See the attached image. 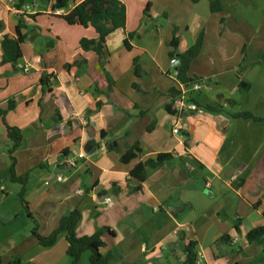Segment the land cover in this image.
Instances as JSON below:
<instances>
[{
  "label": "crops",
  "instance_id": "crops-1",
  "mask_svg": "<svg viewBox=\"0 0 264 264\" xmlns=\"http://www.w3.org/2000/svg\"><path fill=\"white\" fill-rule=\"evenodd\" d=\"M9 1L0 0V107L16 105L0 116V264H72L65 233L45 247L32 230L50 235L75 208L79 236L109 229L112 264H188L185 241L204 264H264V245L246 238L264 227V0H120L125 27L102 56L80 46L95 31L52 12L53 0ZM20 20L22 58L3 64V36ZM199 38L187 76L202 108L176 113L194 83L179 80L178 56ZM8 127L22 133L12 155ZM133 146L140 153L123 161ZM78 153L76 167L61 165ZM158 155L168 157L144 181L131 175Z\"/></svg>",
  "mask_w": 264,
  "mask_h": 264
},
{
  "label": "trees",
  "instance_id": "trees-1",
  "mask_svg": "<svg viewBox=\"0 0 264 264\" xmlns=\"http://www.w3.org/2000/svg\"><path fill=\"white\" fill-rule=\"evenodd\" d=\"M51 1V0H48ZM197 1V0H193ZM71 0H53L52 11L55 9H67V13L61 15L65 21L69 24H80L84 27L92 28L96 35V39L83 38L80 41V46L83 50H93L99 55H104L103 46L105 44L106 37L113 31L124 28L126 23V11L125 7L120 0H84L77 4L73 9H69ZM25 3V0H19L17 7ZM212 7L215 8L217 3L212 2ZM25 28L23 20H20L15 29V35L5 34L2 39V63H9L15 66L22 58L21 45L26 39V35L21 32ZM174 48L171 52V56H174L178 46V40L175 38L172 42ZM201 47V39L199 38L194 45H192L187 51L179 54V65L177 67L178 78L187 86H190L194 81L187 76L191 61L197 56ZM82 58L80 56L74 57L72 64L66 65L67 68L74 64L81 63ZM189 88V87H188ZM189 102L202 108L195 97L192 95L188 98ZM16 105L15 100H11L3 108L0 107V116L4 119L7 112L14 109ZM206 110L221 111L222 107H204ZM234 118H252L254 120H260L261 118L255 117L250 113H238L232 115ZM8 134L12 141L9 148V153L12 155L15 149H17L22 141V133L19 128L8 127ZM140 153L138 146L131 147L123 156V161L131 160ZM165 155H158L154 159H148L143 163L137 164L131 171V175L139 181H144L147 175V168L157 167L166 159ZM20 198L24 201V188L20 192ZM26 205V204H25ZM81 212L78 209H72L67 214L62 216L59 220L57 228L48 236H43L38 233V229L35 226L32 230L33 234L39 240L42 246H52L60 233H65V238L68 244L67 254L72 258V264H79L83 253L89 252V264H112V254L103 253L102 248L105 243L102 236L105 232H109L108 228L98 230L91 236H79L77 234V225L81 220ZM247 240L253 244L264 245V227H258L250 231L247 236ZM195 243L185 241L186 262L188 264H194L196 261Z\"/></svg>",
  "mask_w": 264,
  "mask_h": 264
},
{
  "label": "built area",
  "instance_id": "built-area-1",
  "mask_svg": "<svg viewBox=\"0 0 264 264\" xmlns=\"http://www.w3.org/2000/svg\"><path fill=\"white\" fill-rule=\"evenodd\" d=\"M10 4H13V1L10 0L9 1ZM36 4H26L25 5V11H29L31 10L33 7H35ZM12 9H16V7H14L12 5ZM55 14L57 15H63L67 13V9H55L54 11ZM179 62V61H177ZM30 69L28 68V66H24L23 67V73H29ZM201 88L200 84L198 82H194L192 84V87H186L184 88V92L181 94L180 96V100L177 104L176 108V113H187V112H194L198 110V107L196 104L189 102L188 98H189V94L190 92L193 91H199ZM181 128V125L179 123L176 124V126L173 128L172 132L174 134H177L179 132ZM84 154L82 153H78V154H71V155H67L66 157H64L63 161H61V165L68 167V168H73L77 166V162L79 159L83 158ZM59 180H62V177H58ZM105 205H109L111 203V199L110 198H106L103 200ZM238 240L237 237L234 238V242H236ZM194 264H204L201 260H196Z\"/></svg>",
  "mask_w": 264,
  "mask_h": 264
},
{
  "label": "rangeland",
  "instance_id": "rangeland-1",
  "mask_svg": "<svg viewBox=\"0 0 264 264\" xmlns=\"http://www.w3.org/2000/svg\"><path fill=\"white\" fill-rule=\"evenodd\" d=\"M39 3H41V2L39 1ZM86 253H88V252H86Z\"/></svg>",
  "mask_w": 264,
  "mask_h": 264
}]
</instances>
